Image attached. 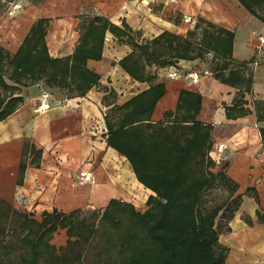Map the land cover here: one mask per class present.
<instances>
[{
	"label": "crops",
	"instance_id": "0c3cea01",
	"mask_svg": "<svg viewBox=\"0 0 264 264\" xmlns=\"http://www.w3.org/2000/svg\"><path fill=\"white\" fill-rule=\"evenodd\" d=\"M254 11L264 16V5L255 6ZM97 16L119 27L126 24L139 44L163 32L186 37L199 19L231 31V66H239L245 77H252L251 89L218 80L213 74L212 67L218 60L213 53L206 54L210 63L204 57L181 59L165 67L146 65L153 80L137 81L120 65L132 47L108 30L101 58L86 62L87 68L99 75V81L85 95L68 94L66 89L40 82L23 88L22 104L0 121V199L31 213L38 221L44 212L54 210L102 212L113 199L145 211L152 192L137 179L126 157L108 146L105 115L151 84L164 83L166 92L155 106L152 121L163 122L166 112L175 111L182 91L200 95L201 109L196 119L212 126L210 156L215 166L211 171H225L238 185L234 196L242 195L230 230L219 237L220 244L229 249L225 264H264V143L260 134L264 120H257L255 109L257 103H264V45L260 48L259 41L264 37V22L239 0H159L157 4L148 0H0V47L15 54L32 26L39 19H47L49 55L70 57ZM184 16H191L193 21L186 22ZM195 69L211 74L201 75L193 83L186 74ZM171 71H177L178 76L168 77ZM7 83L14 85L9 80ZM43 93L49 94L50 107L38 112L36 106ZM238 98L245 101L244 107L250 112L229 118L227 109ZM26 143L42 155L39 166L30 164L33 156L29 157L19 185ZM219 145H223L221 151ZM81 172L91 175L92 182H81Z\"/></svg>",
	"mask_w": 264,
	"mask_h": 264
},
{
	"label": "trees",
	"instance_id": "16d2710c",
	"mask_svg": "<svg viewBox=\"0 0 264 264\" xmlns=\"http://www.w3.org/2000/svg\"><path fill=\"white\" fill-rule=\"evenodd\" d=\"M239 1L264 22V16L254 11L255 6L264 5V0ZM47 23V19H39L15 54L0 47V121L22 104L19 86L43 82L50 88L66 89L68 94L85 95L99 81V75L88 69L86 62L101 58L108 30L132 47L120 65L137 81L153 80L146 65L165 67L181 59L195 60L213 53L218 59L212 67L218 80L244 87L246 91L252 86L251 76L245 77L239 66H231L234 33L204 19H199L186 37L163 32L139 44L126 24L119 27L97 16L82 34L73 55L65 58L49 55L45 42ZM165 92L164 83H153L105 115L108 146L126 157L137 179L152 194L143 212L116 199L102 212H92L98 214V225L109 224L119 231L109 241L117 254L113 257L102 247L97 253L102 261L97 264L226 262L229 249L220 244L219 237L224 230H230L229 223L241 206L242 195L234 196L238 185L225 171L217 174L211 171L215 166L210 156L212 126L196 119L201 109L200 95L182 91L176 110L166 112L163 122L152 121L155 106ZM240 97H243L241 91ZM244 104L242 98L236 99L233 107L227 109V116L237 118L249 113ZM255 109L257 120H264V103H257ZM260 134L264 143V128ZM31 155L30 164L39 166L41 151L26 143L19 166V185L23 183ZM220 186L227 189L228 198L208 207L206 193ZM247 192L250 194L249 189ZM84 211L44 212L38 221L31 213L0 199V233L6 231L5 221H16L20 241L28 248L27 255L21 259L23 264H77L83 258L84 247L91 243L98 230L94 220L80 218ZM221 219L228 222L225 228L220 225ZM59 229L65 230L68 238L65 246L56 248L51 241Z\"/></svg>",
	"mask_w": 264,
	"mask_h": 264
},
{
	"label": "rangeland",
	"instance_id": "374dc122",
	"mask_svg": "<svg viewBox=\"0 0 264 264\" xmlns=\"http://www.w3.org/2000/svg\"><path fill=\"white\" fill-rule=\"evenodd\" d=\"M208 55L205 56L206 63H210ZM35 85V84H34ZM32 86V85H31ZM30 87V86H28ZM24 86H19L20 91L23 88H28ZM19 91V92H20ZM229 194L225 187H216L210 189L205 196L206 205L208 207H212L214 205L220 204L228 198ZM138 211V210H137ZM93 210H86L82 212L79 216L84 217L87 221L92 222L95 221L96 227H98L97 233H95L94 238L91 243L84 247L82 251L83 258L77 264H97L101 263V259L98 258L97 253L100 248L103 247L106 251L109 252L113 257L117 254V249L113 248L109 241L112 238L117 237L119 231L114 229L112 225L109 224H99L98 214L93 215ZM15 222V223H14ZM6 231L4 233H0V264H23L21 259L23 256L27 255L28 248L26 245H23L20 241V232L17 230L16 221H5ZM220 225L225 228L228 225L225 219L220 220ZM234 227L237 228V223L233 221ZM100 226V227H99ZM8 227V228H7ZM13 227V229H11ZM226 231L224 230L223 234ZM67 235L65 230L59 229L53 236L51 243L59 248L61 246H65L67 242ZM226 240H228L226 238ZM234 244V240H230ZM229 241V242H230ZM115 254V255H114Z\"/></svg>",
	"mask_w": 264,
	"mask_h": 264
},
{
	"label": "built area",
	"instance_id": "2783aa9c",
	"mask_svg": "<svg viewBox=\"0 0 264 264\" xmlns=\"http://www.w3.org/2000/svg\"><path fill=\"white\" fill-rule=\"evenodd\" d=\"M151 4H157L159 2V0H148ZM167 2L169 3H176L177 0H167ZM15 8L18 7V5H14ZM184 20L188 23L192 22L193 19L191 16H184ZM259 41H260V48L264 45V37H259ZM211 73L208 70H192L189 71L186 74V77L190 78L191 81L193 83L198 82L199 78L201 75H210ZM178 76V72L177 71H171L168 73V77L171 78H175ZM50 107V102H49V94L48 93H43L41 95V97L38 99V104L36 106V111L38 112H43L46 111L47 109H49ZM223 149V145H219L218 150L221 151ZM79 178L81 180V182L83 183H91L92 182V177L91 175L87 174L86 172H81L79 175Z\"/></svg>",
	"mask_w": 264,
	"mask_h": 264
}]
</instances>
